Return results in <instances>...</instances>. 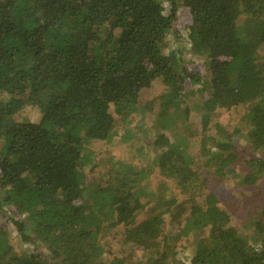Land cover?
I'll use <instances>...</instances> for the list:
<instances>
[{
  "label": "trees",
  "instance_id": "16d2710c",
  "mask_svg": "<svg viewBox=\"0 0 264 264\" xmlns=\"http://www.w3.org/2000/svg\"><path fill=\"white\" fill-rule=\"evenodd\" d=\"M169 2L165 14L162 0H0V194L16 214H27L32 233L24 221L4 219L24 242L41 240L50 248L16 254L0 226V264H170L176 243L165 235L166 224L178 226L180 243L196 232L189 264H264V0ZM242 15L245 26L239 24ZM182 30L205 62L195 65L184 48L165 43L168 35L178 40ZM260 51L258 66L254 55ZM154 83L163 91L141 105V91ZM196 91L201 101L193 110L204 129L218 107L247 104L243 128L233 129L239 140L211 137L227 151L214 169L218 181L240 164V189L230 204L215 189L202 201L178 200L175 193L164 200L163 187L157 196L149 191L161 210L154 206L148 214L147 189L138 184L143 170L129 164L114 170L109 156L106 162L113 163L102 165L104 173L95 175L98 163L87 167L88 144L116 136L114 113L125 122L126 141L136 114L137 121L145 119L154 103L159 110L153 125L173 131L178 118L191 119L188 105L183 114L179 108ZM26 108L39 111L41 119L15 120ZM158 143L167 145L156 159L160 172L181 176L184 194L206 185L204 178L197 182L200 171L186 164L184 143L157 133ZM233 216L253 225L250 236L260 248L246 241L244 225L232 222ZM120 224L125 242L143 252L141 260H132V248L127 256L103 257L111 251L102 236Z\"/></svg>",
  "mask_w": 264,
  "mask_h": 264
},
{
  "label": "rangeland",
  "instance_id": "374dc122",
  "mask_svg": "<svg viewBox=\"0 0 264 264\" xmlns=\"http://www.w3.org/2000/svg\"><path fill=\"white\" fill-rule=\"evenodd\" d=\"M177 1L178 4H182L183 0ZM162 4L164 13L169 14V11L172 7L169 0H162ZM245 21L246 16L242 15L239 19V24L241 26H245ZM247 33L249 32H245V34ZM179 36L180 38L176 40L172 35H168L165 39V43L168 45V47L171 46L175 49L184 48L183 50L185 57L191 60L195 65L205 62L203 55L200 54L192 45L187 42V31L182 30ZM246 40L247 44L255 43V39L246 38ZM262 56L263 52L261 51L259 53L256 52V54L254 55V57L256 58L255 63H257L258 66H260L262 63ZM255 70H258V68L255 67L252 69V75H255ZM238 72V66L236 65L231 70L232 76H235L236 74H238ZM204 75L209 78V70L206 69ZM241 85L242 83L236 84V87L240 88ZM162 88L163 87L160 84L154 83V85L150 88L142 90L139 98L140 104L142 105L143 103H149V101H151L153 97L159 95L163 91ZM200 88H202V86ZM194 95V97L187 98V100L183 104V107L179 108L181 112L180 114H183L184 106L188 105L191 108V119L187 118L184 122H182V120L178 118V122L173 124L176 128L173 131L171 130V128H168L166 126H155L153 125V120L156 117L155 112L159 110V107L157 105L155 108L154 103L153 110L149 116H147L143 120L137 121L139 115L136 114V117L133 119L134 123L130 121L131 124L129 126H131L132 128L131 131H129L128 141H126L127 139L124 140L123 138H121L123 130L125 129V122L121 120L120 116L118 117L114 113V107L112 106L110 109L118 120V122L116 123L117 134L111 142L97 141L93 143L90 142L88 144V147H90L91 150V157L87 159V167L89 163L94 165L95 163H98V165L95 166L96 176L104 173L107 168L111 167L112 165L110 166V164L113 163L111 161H114L116 163L114 170H120L123 164H129L136 170H143L145 175L138 184L145 186L147 189L145 197L143 196L144 202L150 200L148 197L149 191H155L157 196L160 194V190L163 187H166L164 188V200L170 194L175 193L177 194L178 200H183L184 198H194L196 199V201H202V194L215 189L218 195L221 197L222 202L224 204H230L231 201L234 200L237 191L240 189V185L238 184L239 177H237V174L240 170V164L234 166L235 173L228 174L221 178L220 181H218V178L215 177L216 174L214 169L216 168V165L222 160V158L227 154V151L217 148L212 142L211 137L217 138L219 140H229L232 142L236 141L237 139L239 140L238 133H236L233 129L235 127L243 128L241 117L246 110L247 104L237 103L218 107V114L212 117V123L210 122L204 129L200 126L201 115L193 110L201 101V98L197 91ZM173 111L174 108H172V106L169 107L170 114L176 116V112ZM14 119L38 122L41 119V113L35 109L26 108L25 110L17 113L14 116ZM176 132L179 133L178 136L174 135ZM157 133L164 134V136L168 138V141L174 140L176 142L181 141V143H184V146H182V154L186 159V164H189L191 168H194L196 170V172L200 171V176L197 182L199 184L202 183L204 178L207 181L206 185L203 184L199 188V190H196V192L190 191L186 195L183 193L179 186V180L181 176L173 175L170 172H160L157 164L158 161H156V159L157 156L160 155L163 151V148H161V146L166 147L167 145H162L161 143H158L156 145L154 144V138ZM184 136L185 138L183 139ZM256 154L262 155L263 153L261 150H256ZM108 156L111 158V161L106 162V159L109 158ZM246 156H249V154L246 153ZM102 165H104L106 169ZM1 197L2 195L0 194V226L6 229V238H8L13 252L16 254H22L34 249L49 251V244H44L41 240H37L35 243H28L24 242L21 239L17 230L11 224L7 223L4 219L5 214L12 216L15 219L24 221V223H26L28 226L29 232L31 233L32 228L30 227V225H32V222L28 224L29 219H27L26 213L16 214L11 207L8 208L7 205L4 204V201L1 200ZM153 202V200H150V202L148 201L147 203L145 209L148 211V214L149 212L154 213L153 211H151L154 206L157 207L158 210H161V206H159L157 202H155V204H153ZM107 209L108 207H105L104 212H106ZM146 210L139 215V219L146 216ZM164 218L167 223H169V214H164ZM232 222H237L240 225L241 217L233 216ZM183 223L184 221L182 222V224ZM242 224L244 226H242L243 228H240V233H242V235L246 237V241L250 243L252 241L255 248H260L262 245L259 243V241L251 238L250 236L253 230V225L248 226L249 223ZM165 228V235L169 234L171 237H173V240L171 239L170 241L174 244L176 243V245H174V256L170 257V264H189L191 260L190 258L194 252L192 243L195 239L193 234L195 235L196 232L192 231L189 237L187 236L186 240L180 243L182 237L181 235H179L178 226L174 224H166ZM124 236L125 228L122 224L114 227L109 234L102 236L100 242L102 244H105L104 249L111 251L110 255L106 253L104 254L103 257L106 260H113L117 257L127 256L131 248L133 249L130 242H125ZM133 254V261H139L143 258V252L139 249H133ZM59 259L60 258L56 260Z\"/></svg>",
  "mask_w": 264,
  "mask_h": 264
}]
</instances>
